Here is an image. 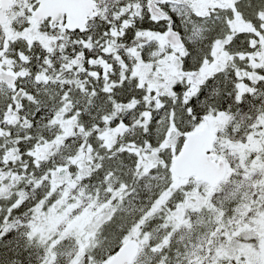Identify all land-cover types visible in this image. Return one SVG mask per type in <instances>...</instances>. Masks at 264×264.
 <instances>
[{
  "label": "snow or ice",
  "instance_id": "snow-or-ice-1",
  "mask_svg": "<svg viewBox=\"0 0 264 264\" xmlns=\"http://www.w3.org/2000/svg\"><path fill=\"white\" fill-rule=\"evenodd\" d=\"M0 264H264V0H0Z\"/></svg>",
  "mask_w": 264,
  "mask_h": 264
}]
</instances>
